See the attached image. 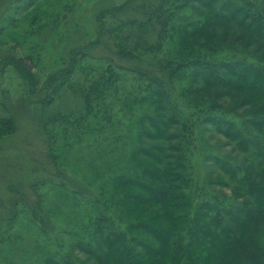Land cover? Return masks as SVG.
I'll return each instance as SVG.
<instances>
[{"label": "trees", "instance_id": "obj_1", "mask_svg": "<svg viewBox=\"0 0 264 264\" xmlns=\"http://www.w3.org/2000/svg\"><path fill=\"white\" fill-rule=\"evenodd\" d=\"M21 1L32 8L39 0ZM33 13L31 27L39 26ZM42 17L50 29L60 21ZM97 21L98 38L74 49L49 79L82 96V108L55 121L65 139L79 142L80 133L119 123L124 110L141 112L130 153L138 176L98 187L75 247L96 264H257L252 250L264 252V0H126ZM98 45L109 51L104 64L80 66L102 61L91 54ZM10 60L33 87L23 60ZM207 127L250 161L240 175L239 164L214 159L229 179L213 184L229 187L228 199L208 196L195 172ZM3 128L12 130L8 122ZM48 264L77 263L65 256Z\"/></svg>", "mask_w": 264, "mask_h": 264}, {"label": "rangeland", "instance_id": "obj_2", "mask_svg": "<svg viewBox=\"0 0 264 264\" xmlns=\"http://www.w3.org/2000/svg\"><path fill=\"white\" fill-rule=\"evenodd\" d=\"M125 1L39 0L29 8L21 0H0V264H48V259L65 256L77 264H96L75 247L85 237L80 236L89 223L91 201L98 187L117 175L138 176L130 153L138 144L141 112L124 110L119 123L80 133L81 141L73 142L71 135L65 139L64 126L55 118L82 108V96L75 87L49 81L74 49L98 38L99 12ZM34 10L41 21L31 27ZM44 12L59 17L55 29L45 25ZM222 51L230 50L224 46ZM91 54L102 60L109 51L98 45ZM18 58L34 75L33 87L9 64ZM102 64L104 60L86 59L79 65ZM4 122L12 127L8 133ZM50 146L56 162L49 156ZM197 149L193 163L206 194L230 198L229 187L213 184L217 176L229 179L214 159L239 164L241 175L250 164L247 152L211 127L199 135ZM259 225V246L264 250V223ZM252 253L257 264H264V252L254 248Z\"/></svg>", "mask_w": 264, "mask_h": 264}]
</instances>
